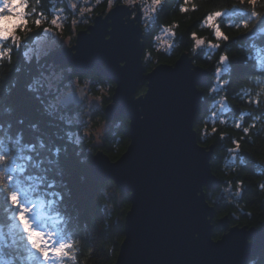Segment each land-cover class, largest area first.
<instances>
[{
    "label": "clouds",
    "instance_id": "clouds-1",
    "mask_svg": "<svg viewBox=\"0 0 264 264\" xmlns=\"http://www.w3.org/2000/svg\"><path fill=\"white\" fill-rule=\"evenodd\" d=\"M164 2L165 0H50L51 5L56 6L55 13H52L43 6L46 0H0V122L7 123L8 119L16 114L17 107L12 101V96L16 86L19 85L20 73L25 71L20 60L23 59L25 64L31 63L33 40L30 37L36 32H41L50 37L46 52L42 53L49 59L41 65L42 71L39 77V81L43 83V97L37 96L40 98L45 113L54 118H67L61 101L65 96L75 97L79 103V110L73 121L78 126L79 132L76 143L78 146H83L76 152L80 163L86 168H90L94 161L99 160L110 168H117L126 157L132 144L131 139L122 130L123 121L116 120L114 122L111 114L120 85L94 68H82L79 60L75 58V48L81 32L89 31V28L94 26L96 18L101 17L102 14L107 17L118 6L129 9L130 18L147 36L151 31L150 25L155 23ZM249 2L253 5L256 4L252 3V0ZM239 3L243 5L245 0H239ZM179 10L181 13L188 11L184 6H181ZM249 10L254 17H264L255 8ZM216 16L217 12L208 15L207 23L211 25L210 19ZM255 24L256 21L253 20L250 23L245 22L243 27L251 30ZM178 27L179 24L175 21L170 25L160 24L158 30L151 34L150 46L145 48L141 58L143 64L147 66L148 72H155L160 67L161 61L170 58L174 48L179 47L174 40L176 35L174 29ZM237 27L239 26L237 25ZM215 37L222 38L224 42L230 40V37L225 35L219 26L215 28ZM191 39L194 40L191 53L198 57L197 49L205 44L207 37L197 38L196 33L193 32ZM207 47L221 49L222 45L220 43L213 44L209 40ZM24 48H28L29 51H23ZM69 50L72 51L69 52ZM237 50L243 51V49ZM61 52H68L71 59L58 60L57 56ZM229 52L231 51L223 48L213 73L222 71L225 61L230 58ZM186 57L189 59L188 56ZM212 59L213 57L209 55L208 60ZM195 70L202 69L196 67ZM10 77L12 80L9 79ZM213 78L216 81L220 80L219 76L214 75ZM244 81L246 83H243ZM229 83L228 78L220 81L221 86L229 85ZM24 89L34 96L37 95L35 85L31 82L26 83ZM144 90L145 87L140 89L141 92ZM215 91L216 87L213 85L210 93ZM234 95L243 104L264 109V67L243 79ZM218 103L219 111L224 107V100L221 99ZM245 114L252 115L251 112H241L239 118L234 122L235 128H242L243 135L239 136V139L232 137V146L226 147L223 155L213 153L212 174L219 179L220 183L216 189L205 187L202 193L210 206L214 207L219 199H226L229 204H235L237 209L243 208L244 204L238 203V201L243 197L245 188L250 182L256 183L264 194V176L256 179V176L246 175L249 173L246 154L253 155L264 170V147L259 153H256L245 142L246 136L252 139L249 134L257 128L260 116H255L252 122L242 127ZM215 115L216 113L213 112V116ZM227 123L223 119L219 120L220 126ZM260 126L264 128V123H261ZM196 131L201 134L200 140L203 141L201 146H206L211 142L216 127L213 126L208 130L205 124L203 128L197 126ZM227 135V132H221L220 139L223 140ZM125 148L127 149L126 154L119 158ZM10 158V155L0 154V165L7 164ZM116 158H119L118 162H113ZM13 179V176L0 171V188L7 193L8 203L15 210L17 230L25 238L24 242L27 248L39 257L40 264H85V261L90 260L97 250L104 252V259L109 261V264H117L124 237L121 232L117 231L116 226L125 221L128 213L132 210V203L126 198L118 176L109 174L97 184L95 191L97 207L92 212L91 219L98 231L104 233L105 236L99 241L98 247L90 246L83 255L81 254V245L84 240L78 234L66 237L65 233H58L50 223L47 224L48 230H43L42 225L45 224V221L37 219L39 213H34L36 205L25 203L20 193L10 188ZM88 179V175L80 176L81 183ZM13 194L17 198L16 202L12 200ZM23 209L27 210L24 215L34 232L46 233L54 246H66L63 254L56 257L54 261H45L35 247L43 240V237L31 238L32 233L27 230L28 225L20 217ZM223 215H228V212H224ZM233 215L239 216V212L236 211ZM247 223L249 222L247 221ZM84 225H87L86 221ZM8 253L9 250L5 249V256ZM258 260V254L250 255L246 259V264H257ZM33 264H37V262L33 261Z\"/></svg>",
    "mask_w": 264,
    "mask_h": 264
},
{
    "label": "trees",
    "instance_id": "trees-1",
    "mask_svg": "<svg viewBox=\"0 0 264 264\" xmlns=\"http://www.w3.org/2000/svg\"><path fill=\"white\" fill-rule=\"evenodd\" d=\"M43 6L55 13L56 6L51 5L50 0H46ZM181 6L186 7L188 11L181 13L179 10ZM252 8L264 15V0H257L255 5L249 0L248 2L245 0L243 5L239 3V0H187V3L185 0H165L155 23L150 25L151 31L147 36L144 34L146 48L150 46L151 34L158 30L160 24L170 25L173 21L177 22L179 27L174 29L176 33L174 40L179 47L174 48L172 56L163 59L160 65L174 66L183 54H189L195 65L208 72V84L199 86L203 97L194 129L196 131L197 126L203 128L205 124L208 130L213 126L216 127L211 142L203 146L213 147V153L216 155H223L224 149L232 146V137L239 139V136L243 135L242 128L234 127V122L241 112L252 113L251 116L245 114L242 127L252 122L255 116H260L257 128L249 134L252 139L246 136L245 142L256 153L264 147V128L260 126L264 123V109L243 104L234 95L243 79L264 67V36L259 34L260 29L264 27V17L252 16L249 10ZM213 12L221 14L209 25L207 16ZM253 20L256 24L251 30L243 27L245 22L250 23ZM217 26L230 37L229 41L224 42L222 38L215 37ZM193 32L196 33L197 38L207 37L205 44L197 49L198 57L191 53L194 45V40L191 39ZM43 35L41 32H36L30 39L34 42ZM209 40L213 44L220 43L221 49H209L207 47ZM223 48L231 51L230 58L225 61L220 73H213ZM237 49H243V51ZM27 50L28 48L23 49L25 52ZM209 55L213 57L211 61L208 60ZM32 57L29 64H25L23 59L20 60L25 71L20 73L19 85L16 86L12 96V101L17 107L16 114L10 117L7 123L0 122V154L11 157L7 164L0 165V171L14 177L10 188L19 192L25 203L36 205L34 213H39L37 219L45 221L42 225L43 230L47 231V224L50 223L58 233H65L66 237L78 234L84 240L81 245L83 255L90 246L98 247L99 241L105 236L98 231L91 219L92 212L97 207L95 191L99 181L95 180L91 167L86 168L76 156V152L83 147L76 143L79 132L78 126L73 122L79 108L64 106L67 118H54L45 113L37 96L43 97V83L39 81V77L42 71L41 65L45 64L49 58L44 55ZM144 67L146 74L150 73L147 71V66L144 65ZM214 75L219 76L220 80H214ZM34 77L36 79H33ZM225 78H228L230 83L221 86L220 81ZM9 79L12 80L11 77ZM29 82L35 85L36 96L25 91L24 85ZM213 85L216 91L210 93ZM143 87L145 90L141 92L140 89ZM146 91L147 83L142 82L137 90V96H143ZM221 99L224 100V107L223 110L218 111L220 108L218 101ZM213 112L216 113L215 116ZM221 119L228 123L220 126ZM116 120L123 121L122 130L130 138L128 118L120 116L113 121ZM221 132L228 133L223 140L220 139ZM196 133L201 145L203 143L200 140L201 134L197 131ZM126 150L125 148L121 152L120 157ZM246 155L249 162V173L246 175L256 176V179L264 176V170L255 157L251 154ZM119 158L114 159L113 162ZM212 160L213 155L211 169ZM82 174L89 177L84 183L80 181ZM125 196L130 201L129 195L125 194ZM238 203H243L244 207L237 209L235 204H229L226 199L216 201L213 220L215 240H219L224 233L219 222L224 217L229 219L228 228L247 226L249 229L264 231V194L256 183H249ZM236 211L239 212V216L233 215ZM224 212H228V215H223ZM15 217L16 213L12 205L8 203L7 193L0 188V229L4 234V239L0 238V264H17V261L19 264H33V261L40 264L39 257L27 248L25 238L17 230ZM85 221L87 225H84ZM116 227L124 237V221ZM5 249L9 250L7 256L4 254ZM258 255L257 264H264V251ZM104 256V252L97 250L90 260L85 261V264H109Z\"/></svg>",
    "mask_w": 264,
    "mask_h": 264
},
{
    "label": "water",
    "instance_id": "water-1",
    "mask_svg": "<svg viewBox=\"0 0 264 264\" xmlns=\"http://www.w3.org/2000/svg\"><path fill=\"white\" fill-rule=\"evenodd\" d=\"M130 16L121 6L102 14L79 34L75 48L82 68H94L120 85L111 114L113 120L130 121L132 144L119 166L99 160L91 165L96 181L118 176L132 203L117 264H246L250 255L264 251V231L228 228L224 217L219 221L224 233L215 240V210L202 194L220 183L211 169L214 148L201 146L194 129L203 97L199 86L208 84L209 74L189 54L146 74L144 32ZM259 34L264 36V27ZM57 59L71 56L61 52ZM142 82L148 92L136 99ZM61 103L79 108L71 95Z\"/></svg>",
    "mask_w": 264,
    "mask_h": 264
},
{
    "label": "snow or ice",
    "instance_id": "snow-or-ice-1",
    "mask_svg": "<svg viewBox=\"0 0 264 264\" xmlns=\"http://www.w3.org/2000/svg\"><path fill=\"white\" fill-rule=\"evenodd\" d=\"M246 2H248V0H246ZM256 2H257V0H252V3H256ZM220 14L221 13L217 12L216 17H219ZM216 17L211 18L209 23L212 24ZM221 110H223V109H221ZM237 129H239V128H237ZM12 200H13V202H16L17 198H16L15 194H13ZM26 211H27L26 209H23L20 213V217H21V219L25 220V223L28 225L27 230L30 233H32L31 238L35 239V237H37V236L43 237V240L40 241L39 243H37L35 245V247L38 249V251L40 252L41 256L43 257V259L45 261H54L56 259V257L61 256L63 254L66 246H64V245L54 246L52 244L51 240H49L46 233L40 232V231L34 232L30 226V222L27 220L26 216L24 215V213Z\"/></svg>",
    "mask_w": 264,
    "mask_h": 264
},
{
    "label": "rangeland",
    "instance_id": "rangeland-1",
    "mask_svg": "<svg viewBox=\"0 0 264 264\" xmlns=\"http://www.w3.org/2000/svg\"><path fill=\"white\" fill-rule=\"evenodd\" d=\"M50 37H47L45 34L36 39L31 46V54L35 57H41L43 56L42 53L46 52V46L49 41ZM29 49L27 50V52ZM136 99H138V96H136ZM0 238L4 239L3 231L0 229Z\"/></svg>",
    "mask_w": 264,
    "mask_h": 264
}]
</instances>
